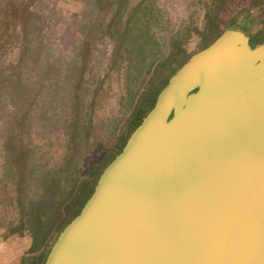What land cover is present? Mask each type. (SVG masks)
Here are the masks:
<instances>
[{"label": "water", "instance_id": "water-1", "mask_svg": "<svg viewBox=\"0 0 264 264\" xmlns=\"http://www.w3.org/2000/svg\"><path fill=\"white\" fill-rule=\"evenodd\" d=\"M44 264H264V43L193 54Z\"/></svg>", "mask_w": 264, "mask_h": 264}, {"label": "trees", "instance_id": "trees-1", "mask_svg": "<svg viewBox=\"0 0 264 264\" xmlns=\"http://www.w3.org/2000/svg\"><path fill=\"white\" fill-rule=\"evenodd\" d=\"M155 1L143 0L128 8L125 15L122 9L124 0H91V3L99 4L104 13L117 7L118 14L105 28V33L115 42L108 63L109 73L103 80L95 78L88 106H84L81 93L82 72H77V80L65 93L61 92V84L56 81L52 101L61 102L62 108L55 116L48 114L45 105L36 110L34 100L28 99L32 85L23 82L25 73L34 71L30 65L35 63L39 49L48 38L38 27L40 17L31 8L32 0H7L5 9L0 10V20L5 25L0 36V121L7 119L12 128L10 134L0 132V242L28 232L32 236L33 247L41 248L50 243L54 234H60L80 213L103 170L122 151L131 133L154 106L169 78L189 59H181L178 69L172 62L166 66L131 118L130 134L121 135L119 152L105 154L90 168L93 170L83 176V169L77 168L93 141L98 101L111 91L116 78L131 87L137 73L171 40L168 35H160L158 30L159 26L167 30L168 16L157 9L144 8L146 3L152 6ZM199 1L208 8L206 15L216 27L221 7L245 1L241 4V11L247 12L248 16L242 26L235 25L233 20L234 24L228 28L247 32L253 25H258L250 35L252 46L264 43V0ZM15 30H18L17 34ZM15 39L18 54L9 55ZM182 39L175 37L172 41L181 46ZM45 55L51 58L53 54L47 49ZM90 55L89 50L84 52L85 62ZM69 70L73 72L74 68ZM8 107L11 109L9 114ZM23 107L24 115L21 117L19 111ZM37 117L44 120L39 130H35L33 125ZM48 133H54L55 138L45 139ZM5 135L8 137L3 139ZM39 137L41 142H36ZM79 178L75 199L64 211L61 210L57 201L72 192L70 188L77 185ZM71 181L75 182L73 186H70Z\"/></svg>", "mask_w": 264, "mask_h": 264}, {"label": "rangeland", "instance_id": "rangeland-1", "mask_svg": "<svg viewBox=\"0 0 264 264\" xmlns=\"http://www.w3.org/2000/svg\"><path fill=\"white\" fill-rule=\"evenodd\" d=\"M6 1L0 0V10L5 9ZM141 1L143 0H124L122 9L125 15L128 13V8L131 9ZM243 2L245 1L229 3L221 7L218 27L211 23L206 15L208 8L199 0H156L152 6L149 3L144 5L146 10L157 9L168 16L167 30H164L163 26H159L158 30L160 35H168L171 40L163 46L160 53L152 56L140 73H137L131 87L116 78L111 91L98 101L93 141L90 142L89 149L83 159H80L77 168L83 169V176L91 172L93 169L90 168L94 167V163L105 154L119 152L122 147L119 141L121 135L130 134L131 118L141 107L145 94L156 84L170 62L174 63L175 69H178L181 59H188L211 44L224 30L234 24L233 20L236 22L235 25L242 26L248 16L247 12L241 11ZM31 8L39 15L38 27L47 34L48 38L39 49L35 63L30 65L34 71L26 72L23 78V82L32 85L28 99L34 100L36 110L39 111L41 106L45 105L48 114L55 116L59 114L62 103L52 101L56 90L54 83L59 82L61 92L65 93V90L67 91L77 80V72H82L81 93L84 106H88L95 78L103 80L109 73L108 63L115 42L105 33V28L118 14L117 7L104 13L101 6L91 3V0H32ZM257 28L258 25H253L247 30L248 35H252ZM4 29L5 25L0 20V36ZM14 32L17 34L18 30ZM175 37L183 38L181 46L173 43ZM47 49L53 54L51 58L45 55ZM87 50L91 55L85 62L83 54ZM18 51V43L15 39L9 55H17ZM71 68H74L73 72L69 70ZM24 108L19 111L21 117L24 115ZM8 109L9 114L11 109L9 107ZM43 122L41 118H35L33 120L35 130L41 129ZM3 131L5 134L12 132L7 119L0 121V132ZM7 137L8 135H5L3 139ZM54 138V133H48L45 137V139ZM38 141L41 142L40 137L36 142ZM97 157L99 158L96 159ZM80 180L79 178L74 188H70L72 192L65 199L57 201L61 210L64 211L75 199ZM74 183L71 181L70 186ZM58 235V232L54 234L50 243L41 248L33 247V239L28 232L11 236L9 240L16 247V263L19 264V256L23 254L24 264H29L32 258H38L39 264H44Z\"/></svg>", "mask_w": 264, "mask_h": 264}, {"label": "crops", "instance_id": "crops-1", "mask_svg": "<svg viewBox=\"0 0 264 264\" xmlns=\"http://www.w3.org/2000/svg\"><path fill=\"white\" fill-rule=\"evenodd\" d=\"M9 239L0 242V264H17L16 247ZM19 259V264H24L23 254H20ZM29 264H39L38 258H32Z\"/></svg>", "mask_w": 264, "mask_h": 264}]
</instances>
